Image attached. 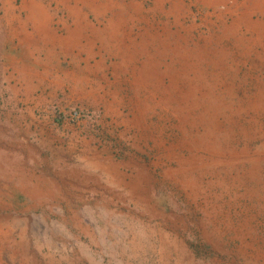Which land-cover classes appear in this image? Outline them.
<instances>
[{"label":"rangeland","instance_id":"1","mask_svg":"<svg viewBox=\"0 0 264 264\" xmlns=\"http://www.w3.org/2000/svg\"><path fill=\"white\" fill-rule=\"evenodd\" d=\"M0 264H264V0H0Z\"/></svg>","mask_w":264,"mask_h":264},{"label":"built area","instance_id":"2","mask_svg":"<svg viewBox=\"0 0 264 264\" xmlns=\"http://www.w3.org/2000/svg\"><path fill=\"white\" fill-rule=\"evenodd\" d=\"M78 116H79V112L77 113L76 111H73V112L71 113V115H70V117H71V118H74V119L78 118Z\"/></svg>","mask_w":264,"mask_h":264}]
</instances>
